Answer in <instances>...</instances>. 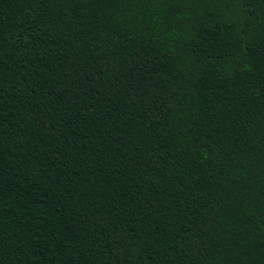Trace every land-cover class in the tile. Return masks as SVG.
I'll return each instance as SVG.
<instances>
[{
    "label": "trees",
    "instance_id": "1",
    "mask_svg": "<svg viewBox=\"0 0 264 264\" xmlns=\"http://www.w3.org/2000/svg\"><path fill=\"white\" fill-rule=\"evenodd\" d=\"M0 264H264V0H0Z\"/></svg>",
    "mask_w": 264,
    "mask_h": 264
}]
</instances>
